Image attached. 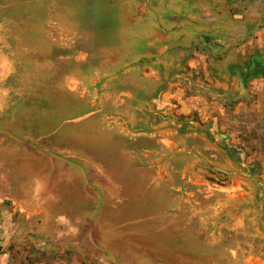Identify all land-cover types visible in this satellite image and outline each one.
<instances>
[{
  "label": "rangeland",
  "instance_id": "obj_1",
  "mask_svg": "<svg viewBox=\"0 0 264 264\" xmlns=\"http://www.w3.org/2000/svg\"><path fill=\"white\" fill-rule=\"evenodd\" d=\"M20 1L0 0V5ZM81 4L98 7L100 19L76 15ZM17 8L9 10L5 18L0 12V62L4 60L8 76L15 67L10 58L14 53L35 57V62L42 58L48 63L51 58L59 68L67 65L65 58L80 63L77 73L73 71L62 81L56 79L49 92L39 95L46 99L44 105L28 107L27 113L38 125L22 128L29 134L25 135L28 143L14 148L8 141L0 144V264H246L257 259L264 264V237H255L258 228L253 223L259 217L264 234V191L258 193L252 177L246 175L263 167L246 157L254 151L264 157V132L258 130L261 143L237 144L231 141L238 125L228 123L223 131L221 125L227 123L220 118L211 132L212 143L205 145L203 136L191 135L195 130L188 120L191 116L177 112L176 99L169 98L166 106L160 107V91L179 86L191 92L177 76L187 77L197 91L206 86L217 93L224 91L219 84L227 70L234 74L230 81L223 79L229 90L235 93L241 88V69L248 63H222L227 50L221 48L220 40L234 43L235 29H243L254 12L262 13L264 0H47L42 6L19 4ZM210 38L219 41L214 42L215 47ZM232 49L234 60L239 53ZM207 55L213 58L208 68L218 80L205 79L202 71L191 72L190 60L202 61ZM251 55L252 51L247 57ZM4 81L0 104L18 88L15 79ZM244 83L252 86L249 81ZM67 87L90 98L93 109L85 117L86 123L75 118L80 114L75 107L84 101L70 98L71 93L62 90ZM231 108H226V113ZM7 119L0 110V120ZM200 130L204 128L200 126ZM227 132L231 137L224 140ZM255 133L245 128L239 137L254 139ZM3 137L0 132V139ZM206 146L211 148L206 150ZM8 147L19 155L5 160L3 149ZM47 151L66 153L89 166L103 198L95 222L90 217L101 195L93 189V198L82 196L80 185H85V179L80 171L74 186L84 199L78 210L80 223L74 224V229L54 222L61 212L75 219L73 203L66 209L62 203H50L48 218L19 216L14 200L23 196L24 183L49 166ZM190 151H213L219 156L213 160V169L204 173L209 161H195ZM227 153L229 167H234L230 173L220 169L225 162L220 154ZM55 163L60 169L68 168L69 173L74 170L59 158ZM194 163L197 175L190 168ZM236 168L243 169V174ZM260 180L264 182V178ZM238 181L242 184L239 189L227 191V184ZM70 188L74 198L78 193ZM257 197L261 214L257 207L252 208ZM238 201L248 203L249 216L241 217V222L246 221L242 225L228 227L226 222L236 219ZM73 230L83 238L78 243L85 253L55 252L53 248L61 243L55 240L57 235Z\"/></svg>",
  "mask_w": 264,
  "mask_h": 264
},
{
  "label": "crops",
  "instance_id": "obj_2",
  "mask_svg": "<svg viewBox=\"0 0 264 264\" xmlns=\"http://www.w3.org/2000/svg\"><path fill=\"white\" fill-rule=\"evenodd\" d=\"M81 1V0H80ZM47 3V0H43L42 2H35V0H23L20 1V3L10 2L7 4H2L3 7L0 8V12L2 16L5 18L8 16L9 10L18 9L17 6L21 4L22 6H42V4ZM0 5V6H2ZM79 7L76 9V15L83 16V15H90L89 12H85L87 7H90L88 4H81L78 5ZM98 7L93 6L91 9H95ZM48 8L45 9V13H48ZM96 15H99L95 12ZM240 14H238L239 16ZM247 20H249L248 24H246L243 29L239 30L238 28L235 29L234 33L236 34V39L234 40V43L229 44L226 43L227 41L223 38H221V48L227 50L226 56L225 53L223 54V57L225 56L226 61L222 60V63H230V64H237L242 65L245 61L248 63L246 68L243 66L242 74H243V81L244 82H250L252 86L246 87V83H242L241 88H236L235 93L230 91V87L226 86L227 83L223 82V79L225 80H231L233 77V73L230 71H225L223 75L220 77V87H223L224 91H220L217 93L212 92L211 88L209 87H203L199 88V91L196 90L195 85L189 80L187 81V77L177 76L175 77L178 82H185L188 86L191 87L190 93L186 92V89L183 87H177L176 89L169 90L166 92L160 91V96L163 95L162 102L160 104V107H165L168 102L169 98H174L179 103V108L177 112L184 115L191 116V119H188L190 123L193 124V127L195 130L191 134L193 137L197 138L200 136H203L205 138V145L208 142H211L212 135L211 132L213 131V126L217 125L216 120L224 121L227 123L225 126L224 124L221 125V128L227 129L229 126L228 123L236 122L238 125L239 131L234 132L233 139L231 142H235L237 144H245V143H257L260 141L261 143V134H259L258 130H261V132H264V11L260 13L259 11L254 12L252 16H250ZM224 34L227 33V31L223 32ZM222 33V34H223ZM230 39V37H227V40ZM210 44L212 47H215V43H218V40H213L212 38L209 39ZM233 40V39H230ZM49 41H51L49 39ZM229 41V40H228ZM52 42V41H51ZM48 42V43H51ZM54 42V41H53ZM52 44V43H51ZM226 47V48H225ZM232 48H236V54L238 57H235L236 59H231L233 57L232 55ZM179 49V47L177 48ZM180 51V50H179ZM252 51V55L247 57V54ZM9 56L10 51L7 50ZM244 55H240V54ZM12 56V57H11ZM10 58L14 61L15 67L13 72L8 76V73L5 71L4 67V60L0 62V89L4 86V80L7 78L9 82H11L13 79L18 82V88L14 87L13 90L10 92L9 96L7 97L6 101L2 99L4 102L3 104H0V110L4 111L6 115L8 116L7 121L0 120V132L4 135L3 139H0L1 142L8 141L9 146L12 144L13 148L15 145H22V143H28V138L25 137V132L22 131V128L25 130L31 127V125H36V122L34 121L35 118L33 115H29L27 111L29 110L28 107L33 104L40 103L41 105H44L47 101L44 98L39 97V95H43L46 92H49L54 84L59 80H64L67 76H69L73 71L77 73V70L75 71V68L77 69V66L80 62L76 61L73 57L69 60V58H65V62H68L65 67H57L54 66L53 60L51 58H48V63H43L42 58H38L39 60L34 61L35 57H23L17 53H14L11 55ZM180 56V52L178 53V58ZM240 56V57H239ZM42 57V56H40ZM26 58H29L30 60H27ZM73 58V59H72ZM209 58V59H207ZM180 59V58H179ZM213 58L209 57L208 55L205 56L202 61H198L197 59L190 60L188 63L192 67V73H196L198 71H202L203 76L205 79L212 81V79H217V77H213V74L211 70L208 68V64L212 63ZM218 61H221L218 60ZM69 62L71 65H68ZM38 63V64H37ZM199 64V66H197ZM202 65V66H201ZM236 65V66H237ZM74 68V70H73ZM240 73V74H241ZM8 76V77H7ZM55 79V80H54ZM7 83V82H6ZM178 83V84H180ZM63 91L70 92L71 97L74 99L83 100L84 103H81L80 105H77L75 108H77L79 111V115L76 116V119H79V122L86 123V116L92 112L93 105L91 103L90 98L81 95L77 93L76 91H73L67 87V89L62 88ZM5 95H2L4 97ZM80 97V98H79ZM82 98V99H81ZM236 101V102H234ZM228 102H233L232 106H228L229 112L226 113V107L225 104H228ZM74 104V101H73ZM90 104V105H89ZM92 108V109H91ZM20 112L19 116L17 114ZM32 111V110H31ZM232 111V112H231ZM26 114L28 117H24L22 114ZM198 117V119H195L194 117ZM21 117L26 118L24 122L21 121ZM74 119V118H72ZM215 120V121H214ZM241 125H239V124ZM244 124V125H243ZM200 126L204 128L203 131L200 130ZM245 128H252L257 133H255L256 138L254 139H243L239 137L240 133L244 131ZM53 129V128H51ZM50 129V130H51ZM49 131L44 133L46 135ZM117 134V133H116ZM230 132H227L225 134L226 137H224V140L226 138H230L229 136ZM118 136H121L122 134L118 133ZM222 135V134H221ZM43 136V135H42ZM92 137V136H91ZM264 137V133H263ZM90 138V137H89ZM208 139V140H207ZM229 141V142H230ZM90 144H93L90 142ZM24 145V144H23ZM1 147V145H0ZM11 147V146H10ZM10 147L4 148L3 152L5 153V157L7 160L8 158H16L19 153L18 151L15 152L14 149H11ZM10 148V149H9ZM211 146H206L205 149H210ZM63 150V149H62ZM48 153L45 155L46 159L49 160V166L44 168V170H40L39 174L33 179L31 182H26L22 185L21 193L23 196L21 198H18L14 200L18 205L16 206V209L20 212L19 216H22L24 218H32L38 215H44V217L48 218V207L50 203H62L63 208L66 209V206L68 203H73L72 212H77L76 218L72 219L73 217L71 215H68L66 212H61L58 214L55 218V223L60 225H67V227L74 229V224H79L80 222V214H78V210H80L83 206V199L80 197V193L78 192V189L76 190V187L74 186L75 183L79 180V172H81L83 178L85 179V185L82 183L80 186H82L83 195L86 198V195L89 196V198L94 197V190L96 189L99 192V201L96 207V210L94 211L93 215L90 217L92 218V221L95 222L94 219H97V216L100 212V208L103 202L101 191V186L93 182L92 178V172L89 166L84 162L83 160L75 159L73 156H70L66 153L62 152H55V151H47ZM97 153H100V149H97ZM201 153V152H200ZM198 153V151H190V154H192L196 160H202L205 161L208 160L210 165L204 169V173H207V171L213 169V160L218 158L219 154H214L213 151H204L203 153ZM253 153V152H252ZM36 158L40 157L34 154ZM245 156L246 153L241 154L242 160L245 162ZM22 157V154H21ZM56 158H59L61 161H64L65 164L68 166H74V170L69 173L68 168L60 169L57 167ZM248 162L252 161L261 163L263 165L262 169L258 172L256 171L253 174H246L247 176H251L254 186L256 187V191L263 192L264 191V182H261L260 177L264 178V157L259 152L254 151L253 154H251L249 157H246ZM29 159H31L29 157ZM16 160V159H15ZM220 160L225 161L223 162V165L220 168L224 173H230V171L234 170V167L232 165V168L229 167V154H220ZM3 167V163H0ZM197 166L196 163H194L190 168L193 171L195 175L198 174L197 169L195 168ZM78 170H76V169ZM63 171V172H62ZM239 171L243 174V169L236 168V172ZM17 172V171H16ZM233 173V172H231ZM62 174V176H61ZM20 177V176H19ZM20 179V178H19ZM18 179V180H19ZM71 182V183H69ZM258 184V186H257ZM240 181L238 183L233 184H227V191H232L235 187L240 188L241 187ZM72 186L73 190H76V193H78L74 198H72L71 195V188ZM260 188V189H259ZM80 194V195H79ZM92 194V195H91ZM258 196V195H257ZM258 202L252 203V208H256L259 210L261 207V203H259L260 198L257 197ZM254 199V198H253ZM256 200V199H255ZM248 203H241L238 201L236 204L237 212H236V219L232 222H226V226L233 227L234 225H242V222L245 223L246 221H240L241 217H247L249 216L248 206L246 205ZM70 205H68L69 207ZM62 208V209H63ZM231 208L230 203L226 205V209L229 211ZM247 210V212H246ZM256 212V211H254ZM260 212V210H259ZM261 214V212H260ZM255 216V215H254ZM254 224H256L258 230L255 233V237H264V234H261V221L260 218L257 217L256 220L253 221ZM68 232V233H67ZM77 232V231H76ZM73 231H66L62 232L57 235L55 240H59L61 243H58L53 250L55 252H69L71 254L76 255H83L85 253V248L83 245L79 244L78 242L81 241L83 238L79 237V234ZM66 234V235H65ZM78 234V235H77ZM75 235V236H74ZM86 237V236H85ZM99 248L107 250V248H104L100 245H98ZM112 254L113 251H112ZM252 257H255L254 254H251ZM246 264H261L260 261L257 259V261L253 260V263H246Z\"/></svg>",
  "mask_w": 264,
  "mask_h": 264
},
{
  "label": "trees",
  "instance_id": "obj_3",
  "mask_svg": "<svg viewBox=\"0 0 264 264\" xmlns=\"http://www.w3.org/2000/svg\"><path fill=\"white\" fill-rule=\"evenodd\" d=\"M93 7H87L86 10L84 11V13L86 12H89L95 19H100V15H96L95 12L96 10L95 9H91Z\"/></svg>",
  "mask_w": 264,
  "mask_h": 264
}]
</instances>
